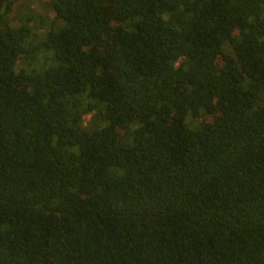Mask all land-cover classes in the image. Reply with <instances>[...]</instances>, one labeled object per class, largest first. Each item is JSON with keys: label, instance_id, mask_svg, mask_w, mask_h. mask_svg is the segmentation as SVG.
<instances>
[{"label": "trees", "instance_id": "1", "mask_svg": "<svg viewBox=\"0 0 264 264\" xmlns=\"http://www.w3.org/2000/svg\"><path fill=\"white\" fill-rule=\"evenodd\" d=\"M15 1L0 264H264V0Z\"/></svg>", "mask_w": 264, "mask_h": 264}, {"label": "rangeland", "instance_id": "2", "mask_svg": "<svg viewBox=\"0 0 264 264\" xmlns=\"http://www.w3.org/2000/svg\"><path fill=\"white\" fill-rule=\"evenodd\" d=\"M26 17L30 19L33 33L36 38H41L48 30L59 31L64 27V23L54 19L52 8L47 0H20L12 2L4 19L11 29L19 28ZM226 52L231 50L225 47ZM86 121L89 117L85 118Z\"/></svg>", "mask_w": 264, "mask_h": 264}]
</instances>
